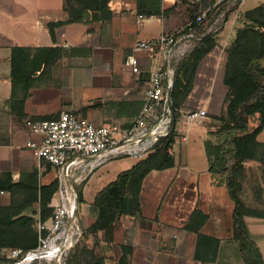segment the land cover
Here are the masks:
<instances>
[{
	"label": "trees",
	"instance_id": "16d2710c",
	"mask_svg": "<svg viewBox=\"0 0 264 264\" xmlns=\"http://www.w3.org/2000/svg\"><path fill=\"white\" fill-rule=\"evenodd\" d=\"M112 0H69L68 18L64 21L49 22L47 27L51 37L56 26L86 20L89 13L90 21H105L112 15L110 2ZM137 14L167 13L172 7L161 9V0H134ZM234 0H194L195 15H200L204 9L205 17L195 24L198 33H203L196 48L186 58L180 60L175 69L173 100L175 107H182L192 89V77L200 60L214 47L213 24L222 27L230 12L238 9V3L228 7ZM238 2V0H237ZM257 9L264 10V3ZM220 16V17H219ZM219 17V18H218ZM256 25H249L237 33L236 44L247 34L256 35L259 39L256 53L240 57L236 64H226L223 83L226 86L224 98V113L222 123L209 136L203 139L204 154L209 162L208 172L213 186H223L233 203L231 212L232 239L237 243L239 252L246 264H264L261 250L249 237L244 216L254 215L264 217V212L249 208L240 197L242 189L243 162L256 160L260 166L261 179L264 181V142L256 139L264 128V19L256 20ZM64 49L60 46H22L11 47L9 99L10 110L18 119L25 116L24 103L30 95L32 87L36 86L51 68L62 58ZM70 54L77 51L100 53L104 59L109 52L106 49L71 48ZM232 54V53H231ZM234 55V53L232 54ZM91 58V57H90ZM137 88L123 98L113 101V105L126 114L137 110L140 101L136 98ZM58 114H46L30 117L31 120L49 119ZM175 124V123H174ZM173 124V126H174ZM175 132L164 138L160 145L145 158L138 160L132 167L117 173L116 177L102 186L94 195L91 206L94 220L88 228L93 245L113 247L114 231L123 215L135 218L142 226L159 222L158 205L153 218H147L141 208L139 192L145 176L152 170H162L173 167L175 160L168 148L175 142ZM57 188L56 178L48 183H41L37 169L22 170L19 178L14 180L10 171L0 172V192L20 195V201L0 205V249L19 248L22 256L28 250L38 245L37 222H46L52 216L53 208L49 206L53 192ZM78 201L82 200L80 191ZM162 202V201H161ZM32 214H36L34 217ZM208 215L195 207L185 226L189 232L195 233L196 247L193 255L195 262H210L214 260L218 247V239L200 232ZM46 231L43 230V233ZM121 249H129L120 246ZM8 259V258H6ZM4 257H0V261ZM104 252L97 255L92 264H105ZM10 261V259H8ZM126 263L122 252L117 264Z\"/></svg>",
	"mask_w": 264,
	"mask_h": 264
},
{
	"label": "crops",
	"instance_id": "0c3cea01",
	"mask_svg": "<svg viewBox=\"0 0 264 264\" xmlns=\"http://www.w3.org/2000/svg\"><path fill=\"white\" fill-rule=\"evenodd\" d=\"M192 1L194 0H161V9L172 7L169 12L145 15L137 14L134 0H117L115 7L111 6L112 15L108 20L90 21L89 16L84 21L64 23L54 28L53 37H51L47 24L68 18L69 0H0V172L10 171L13 179L17 180L22 170L36 167L41 171L44 167L41 165L42 161L26 146V142L32 135L25 125L28 118L45 114L41 107L33 109L30 106L33 98L36 103L41 102L42 93L40 91L43 85L40 81L31 88L30 95L24 103L25 116L20 119L14 116L9 105L11 94L9 57L12 46L56 45L69 49H106L109 51L108 54L116 50L130 52L137 40L154 38L162 32L172 31L184 24L186 13H183L185 12L183 8L191 6ZM217 71L211 66L206 71L210 75L217 73L215 86L219 90L216 94L212 92V96L208 93L204 102L200 104L202 107H209L210 100L222 102L225 98L227 89L223 83L224 65ZM196 86L197 84L190 93L194 92ZM36 91L39 92L36 94ZM221 110L222 108L219 107L218 113ZM120 114L123 116L122 113ZM201 137L202 135L198 133L194 139H191V145L185 144L187 151L183 153V161L181 145L177 137L172 149L175 165L162 170L150 171L141 185L140 203L143 183L148 179L158 180L160 178L158 174L162 172H169L168 176L172 177L167 192L176 190L179 180L192 181L190 183L196 186V192L187 194L186 198L189 197V199L186 202L178 201V204L170 210L174 222H166L161 218L160 212L165 197L163 195L157 224L152 223L149 227L142 226L135 218L123 215L115 228L113 248L118 247L121 251L120 246L130 247L133 251L132 255L138 258V264H246L237 243L231 236L233 203L231 207L228 201L215 191L220 186L211 184L208 172L209 162L204 154ZM256 139L264 142V128L257 134ZM177 142L179 144L176 148L178 157L175 159L174 147ZM198 150L200 159L196 163L194 160L190 162L187 159L188 155L198 153ZM110 162L107 163L110 164ZM201 179L205 184L202 191L200 190ZM241 181L240 197L243 202L259 213L264 212V208H259L260 205L264 207V181L261 179L260 166L256 160L243 162ZM175 197L178 199L177 194L173 196L174 199ZM226 205L228 209L225 208ZM195 207L208 215L200 232L215 237L219 241L215 258L210 262H195L193 259L197 236L186 230L185 226ZM244 221L249 237L260 248L264 260V217L247 215L244 216ZM208 224H211L210 232L205 233L202 230ZM255 235L259 237L256 238ZM121 254L120 252L114 256L109 254L110 257L106 254L105 264H115V259H118ZM126 260L127 264L131 263L128 255Z\"/></svg>",
	"mask_w": 264,
	"mask_h": 264
},
{
	"label": "rangeland",
	"instance_id": "374dc122",
	"mask_svg": "<svg viewBox=\"0 0 264 264\" xmlns=\"http://www.w3.org/2000/svg\"><path fill=\"white\" fill-rule=\"evenodd\" d=\"M116 3H118L117 0H113L111 6L115 7ZM236 3H238V9L228 14V22L226 21L222 27L213 24L214 31H217L214 35L215 45L200 60L196 72L192 77L191 91L195 84L197 86L194 92L189 93L190 96L188 95L186 97L182 107H179L182 108V112L177 115L179 119H177L174 131L181 145L182 161L184 160L183 153L187 151L185 144L188 143L191 145V139H194L198 133L202 135L203 142L204 137L209 136V131H214L222 123L221 117L224 113V100L222 102L210 100L208 103L209 107L207 106V108L200 105L204 102L208 93L211 96L212 92H215V94L218 93L219 89L215 86L217 70H220L223 65L225 70L226 64L230 65L231 62L236 64L238 60L240 61L241 56L250 55L258 51L259 39L256 35L247 34L240 40L239 44H236V37L239 30L245 29L249 25H256V20L264 19V10L257 9L259 5L264 3V0L232 1L228 7H232ZM183 9L185 11L183 13H186L183 22L185 23L195 15L196 5L192 4ZM206 10H203L204 17ZM63 49L65 51L62 58L58 60L57 65L51 68L49 75L41 79L43 85L40 91L42 93V98H40L41 102L38 104L35 98H33L30 103L31 108L36 109L38 106L41 107L44 109V115L51 113L56 115L63 110L74 111L87 117L95 125L107 123L125 124L131 121L139 111L146 78L145 76L139 78L134 77L125 65L126 55L129 51L116 50L114 53H107L104 59H100V53L93 52L91 53L92 56H90V53L87 51H77L74 54H70L69 48ZM231 53H234V55ZM139 60L144 67L148 65V59L145 56L139 58ZM176 65L177 63L174 65L175 69ZM209 66L214 67L216 70L212 75L206 73ZM136 88V98L140 101V105L133 113H131V109H127L126 114L123 113L122 116L120 111L113 105V101L123 98ZM38 92L36 91V94ZM219 107L222 110L218 113ZM199 108L205 109L206 116L198 121L186 122L182 115ZM187 131L188 137L183 140L181 137L186 135L185 133ZM178 146L179 144L177 142L174 147L175 151ZM199 150L197 151L198 153L188 155L187 159L190 162L194 160L196 163L200 159L198 154L201 150ZM174 155L176 156L175 159H177L178 152H174ZM137 161V159L130 157L112 160L110 164L106 163L102 167H97V170L95 169L97 172L94 170L95 174L92 175L93 171L80 184L76 185V192L80 191L82 195V200L78 201L77 198L76 202V218L82 228V235L79 241L67 253L58 255L53 259L39 258L29 261L24 259L23 256H18L17 258L10 257V248L0 249V257H4V260L0 261V264H92L95 257L103 252L105 257L106 254L110 257L109 254L114 256L118 255L119 252H123L126 259L128 255L132 264H138V258L132 255V249H121L120 251L118 247L104 246L103 242H100L101 247H98L92 244L88 232V228L94 220L91 203L95 193L102 186L112 181L118 172L129 169ZM41 165L44 166L41 171L35 167L38 171L39 181L41 183L52 181L55 178L54 169L43 161ZM168 174L169 172H162V174H158V177H160L158 180L148 179L143 183V190L140 193L141 208L147 218L153 217L158 205L160 203L162 204L161 198L165 195L162 208L160 206V215L162 220L173 223L174 217L170 210L178 204V201L186 202L189 199V197L186 198L188 196L187 194L190 195L196 192V186L190 183L191 180L189 181V179L187 182L179 180V183L176 185V190H168L167 192L172 180V177L168 176ZM203 183L204 181L201 179V191L205 187ZM215 191L220 197L228 201L232 207V202L229 200L224 187H217ZM175 194H177L178 199L176 197L175 199L173 198ZM20 200V195H12L7 192L0 193V205H6ZM225 208L228 209V205ZM259 208L263 209L264 207L260 205ZM32 215L34 217L36 216V214ZM210 228L211 224H208L202 231L205 233L210 232ZM255 237L258 238L259 236L255 235ZM138 250H141V248H138ZM6 258L10 259V261ZM115 264H117V259H115ZM124 264H127V260Z\"/></svg>",
	"mask_w": 264,
	"mask_h": 264
},
{
	"label": "built area",
	"instance_id": "2783aa9c",
	"mask_svg": "<svg viewBox=\"0 0 264 264\" xmlns=\"http://www.w3.org/2000/svg\"><path fill=\"white\" fill-rule=\"evenodd\" d=\"M202 18L204 12L172 31L137 40L133 44L126 55L125 65L134 77L145 76L146 79L139 111L128 123L95 125L87 117L70 110L60 111L49 119L25 121L32 135L26 146L54 169L57 188L49 203L53 208L52 216L46 222H37L38 245L25 252L22 255L24 259H53L67 253L82 235L76 218V185L97 167L112 160L145 158L170 134L172 128L175 130L177 115L182 108L175 107L173 100L174 65L196 48L203 33L197 32L195 24ZM143 56L148 59L145 67L139 60ZM182 116L186 122L198 121L206 116V111L199 108ZM188 131L182 136L183 140L187 138ZM177 137L175 135V140ZM172 149L168 148V152L173 155ZM21 253L19 248L9 249L12 258Z\"/></svg>",
	"mask_w": 264,
	"mask_h": 264
},
{
	"label": "water",
	"instance_id": "95a60500",
	"mask_svg": "<svg viewBox=\"0 0 264 264\" xmlns=\"http://www.w3.org/2000/svg\"><path fill=\"white\" fill-rule=\"evenodd\" d=\"M89 17V13H86V18H88Z\"/></svg>",
	"mask_w": 264,
	"mask_h": 264
},
{
	"label": "bare ground",
	"instance_id": "6f19581e",
	"mask_svg": "<svg viewBox=\"0 0 264 264\" xmlns=\"http://www.w3.org/2000/svg\"><path fill=\"white\" fill-rule=\"evenodd\" d=\"M39 256H41V255H39ZM26 260H29V258H27Z\"/></svg>",
	"mask_w": 264,
	"mask_h": 264
}]
</instances>
